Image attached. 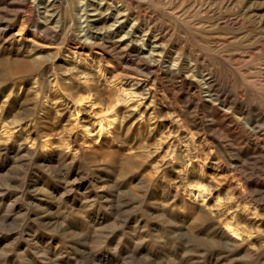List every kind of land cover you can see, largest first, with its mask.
I'll return each mask as SVG.
<instances>
[{"label":"rangeland","instance_id":"obj_1","mask_svg":"<svg viewBox=\"0 0 264 264\" xmlns=\"http://www.w3.org/2000/svg\"><path fill=\"white\" fill-rule=\"evenodd\" d=\"M51 1L0 0V264H264V151L255 145L264 142V124L256 141L242 127L247 117L239 110L235 115L228 112L232 122L211 110L220 107L217 101L196 106L205 96L200 79L207 72L196 61L200 56L219 67V82L228 83L222 94L228 92L252 113L264 112V0H201L209 3V12L194 10V0L174 6L167 0L133 4L131 10L163 24L169 59L164 65L184 68L188 81L200 86L195 95L160 71L142 90L125 83L126 78H147L144 60L122 47L130 39L123 33L136 25L127 11L130 0H109L118 21L109 20L104 31L95 21L108 0H67L76 15L65 33L59 32L61 17ZM86 3L91 5L84 9ZM230 17L231 24L225 21ZM37 19H47L50 30L37 33ZM120 22V35L112 36ZM94 24L95 30L88 33ZM142 34L134 33L138 45L150 36L143 40ZM106 39L105 45H90ZM219 39L229 41L219 48ZM17 40L23 41V49ZM30 42L41 52L35 53ZM143 47L149 57V46ZM33 55L44 56L49 69L34 64ZM44 71L52 77L42 95L34 86ZM87 85L106 99L91 95L78 100ZM117 97L126 100L118 104L125 119L119 113L116 122L107 125L111 116L105 102ZM213 118L214 127L207 126ZM65 144L76 149L77 159L48 157L51 151H67ZM190 184L210 190L204 201L196 200L198 191L189 190ZM224 219L238 224L239 236L231 235L244 242L242 247L220 243L213 236L212 225L226 230Z\"/></svg>","mask_w":264,"mask_h":264},{"label":"bare ground","instance_id":"obj_2","mask_svg":"<svg viewBox=\"0 0 264 264\" xmlns=\"http://www.w3.org/2000/svg\"><path fill=\"white\" fill-rule=\"evenodd\" d=\"M4 1V0H3ZM9 1V0H8ZM36 1V0H35ZM50 1V0H49ZM72 1V0H71ZM74 1V0H73ZM112 1V0H111ZM115 1V0H114ZM154 0H140V2H138V1H135V0H130V4L127 6V11H129V14L128 15H134V17H135V20H136V25L135 26H133V28L131 29V30H128V31H126V33H123V34H127V36H128V38H130V39H127V41H123L122 42V44H123V46L122 47H124V48H126V49H128V50H130V51H132V52H135V54H137L138 56H140V58L142 59V60H144V64H145V66H146V70H144L143 72H144V74L147 76V78H144V80H143V77H142V79H137V78H131L130 80L129 79H125V83H127V84H129L131 87H137L138 89L139 88H141V90L142 89H144V88H146V81H148L149 80V78L152 76V74H156V72H162L163 74H165V75H167V77H169V79L173 82V83H178V82H180L183 86H186V88H187V92L189 93V94H196L197 92H198V87H200V86H198V85H195L194 83V81H188V75H186L184 72H183V69H181V68H179L177 65L179 64L178 62V64H174V65H176L177 67L176 68H173L172 66H170V65H164L166 62H168L169 61V59H167L168 58V55H167V51H166V48L167 47H165V45L163 44V37H162V33H163V30H164V28L165 27H163L161 24H158V23H156L155 22V20H154V18H153V16H148L147 18H146V15L144 14H141V13H138L136 10H134V8H133V10H131V8L133 7V4L135 3L136 5H141V3H150V2H153ZM167 1H169V4L170 5H172V6H174L177 2H181L182 4L184 3V0H167ZM191 1V0H190ZM189 1V2H190ZM7 2V1H6ZM5 2V3H6ZM76 2H78V0H76ZM106 3V5L107 6H105L104 8L101 6V9H100V14H101V17L99 18V19H97L96 21H95V23L96 24H98L99 22H101L102 24H103V27L101 26V29L104 31V29L106 28V26H105V24L109 21V20H111V19H113V21L114 22H117L118 21V18H117V15H115V14H113V10H112V6H111V4H112V2H110L109 0L108 1H105ZM208 2H209V0H208ZM3 3V2H2ZM114 3V2H113ZM116 3V2H115ZM114 3V4H115ZM154 3V2H153ZM165 3V2H164ZM163 3V4H164ZM186 3V2H185ZM191 3H193L192 1H191ZM190 3V4H191ZM13 4H15V3H13ZM26 4H28V3H26ZM74 4V3H73ZM79 4V3H78ZM78 4H76V5H78ZM178 4V3H177ZM181 4V5H182ZM189 4V3H188ZM9 5V4H8ZM29 5V4H28ZM32 5V4H31ZM49 5L51 6V8H52V10L53 11H55V10H57L58 11V14H59V16L61 17V23H60V27H59V32L61 31V32H66L67 30H69L70 29V27H71V20H72V17H73V15H76V14H71V9H70V4H69V2L67 1V0H52L50 3H49ZM48 5V6H49ZM89 5H91V4H89V3H86V6L85 7H83L84 9H86ZM146 5H148V4H146ZM211 5V4H210ZM17 6V5H16ZM23 6V5H22ZM33 6V5H32ZM82 6V5H81ZM120 6H121V3H120ZM120 6H119V8H120ZM126 6V5H125ZM169 6V5H168ZM18 7V6H17ZM26 7H28V6H26ZM155 7V6H154ZM157 7H159V6H157ZM193 7H194V10H198V11H200V12H209V8H211V6L209 7V3H203V1H201V0H194V3H193ZM213 7V6H212ZM35 8V7H34ZM46 8H48V7H46ZM98 8V7H97ZM96 7H95V9H97ZM115 9H118V6H115L114 7ZM170 8V7H169ZM183 8V7H182ZM215 8V7H214ZM28 10V13H30L31 11L33 12V10H32V8L31 7H28L27 8ZM125 9V8H124ZM162 9V8H161ZM163 9H164V7H163ZM213 9V8H212ZM73 10V9H72ZM76 10V9H75ZM111 10V11H110ZM171 10H172V8H171ZM193 10V11H194ZM214 10V9H213ZM36 11V10H35ZM48 11V10H47ZM150 11V10H149ZM167 11V10H166ZM216 11V10H215ZM31 12V13H32ZM49 12V11H48ZM47 12V13H48ZM110 12V13H109ZM117 12V11H116ZM115 12V13H116ZM172 12V11H171ZM173 12H174V10H173ZM2 13V12H1ZM28 13H25V14H27L28 15ZM46 13V14H47ZM56 13V12H55ZM168 13V12H167ZM176 13V12H175ZM178 13V12H177ZM177 13H176V15H177ZM199 13V12H198ZM197 13V14H198ZM51 14V13H50ZM108 14H110V15H108ZM121 14H123V15H126V13H125V11L123 12V13H121ZM120 13H119V15H121ZM157 14V13H156ZM165 14V13H164ZM216 14H217V12H216ZM220 14V13H219ZM225 14V13H224ZM1 15V14H0ZM26 15V16H27ZM52 15H55L53 12H52V14H51V16ZM57 15V14H56ZM151 15V14H150ZM188 15H189V13H188ZM222 15V14H221ZM10 16V15H9ZM32 16V15H31ZM169 16V15H168ZM180 16V15H179ZM218 16V15H217ZM228 16H229V14H228ZM11 17V16H10ZM28 17H29V15H28ZM46 17V16H45ZM126 17V16H125ZM128 17V16H127ZM126 17V19H128ZM173 17H175V20H176V16H173ZM172 17V18H173ZM194 17H196V16H194ZM194 17H193V19H194ZM221 17V16H220ZM8 18V17H7ZM30 18V17H29ZM33 18H34V14H33ZM49 18V17H48ZM54 18V17H53ZM75 18H76V16H75ZM156 18V17H155ZM172 18H171V20H172ZM183 18V17H182ZM182 18H180V19H182ZM186 18V17H185ZM189 18V17H188ZM198 18V17H197ZM213 18V17H212ZM233 18V17H232ZM36 19V18H35ZM35 19H34V21H35ZM125 19V18H124ZM160 19H161V17H160ZM166 19V18H165ZM187 19V18H186ZM200 19H204V18H200ZM234 19V18H233ZM2 20V19H1ZM45 20V19H44ZM159 20V19H158ZM162 20V19H161ZM174 20V19H173ZM197 20H199V19H197ZM197 20H194L193 22H195V21H197ZM216 20V19H215ZM76 21V20H75ZM112 21V22H113ZM125 21V20H124ZM166 21V20H165ZM177 21V20H176ZM227 23H232L234 20H232L231 19V17L230 18H228V19H226L225 20ZM30 22V21H29ZM50 22V21H49ZM192 22V21H191ZM190 22V23H191ZM199 22V21H198ZM200 22H202V21H200ZM219 21H217V23H218ZM222 22V21H221ZM236 22H238V20H236ZM24 23V22H23ZM34 23V22H33ZM56 23H58V22H56ZM76 23V22H75ZM75 23H73V24H75ZM185 23V22H184ZM203 23V22H202ZM201 23V24H202ZM28 24V23H27ZM96 24H94V25H92V27L90 26V27H88L86 30L88 31V33H91L92 31H93V29L95 30V28H96ZM112 24V23H111ZM179 24H181V22L179 23ZM185 24H187V21H186V23ZM205 24V23H204ZM220 24V23H219ZM224 24V23H223ZM234 24V23H233ZM9 25V24H8ZM25 25V24H24ZM30 25V24H29ZM145 25V28H147V29H145L143 26ZM199 25V24H198ZM5 26V25H4ZM23 26V25H22ZM27 26V25H26ZM57 26V25H56ZM74 26H76V24L74 25ZM100 26V25H99ZM110 26V25H109ZM179 26V25H178ZM184 27H185V25H183ZM196 26V25H195ZM221 26V25H220ZM226 26V25H225ZM237 26V25H236ZM23 27H25V26H23ZM23 27H22V29H23ZM50 25H48L47 24V19H46V21L45 22H43V20L41 21L40 19H37V21H36V23H35V31L37 32V33H39V32H46V31H48V30H50ZM77 27H79V26H77ZM111 27V26H110ZM123 27H124V23L123 22H120V25L118 26V27H116V29H114V31L112 32L113 33V35L112 36H114V34H119V32L123 29ZM9 28V27H8ZM169 28V27H168ZM186 28V27H185ZM197 28V27H196ZM204 28V27H203ZM202 27H201V30L203 29ZM205 28H206V26H205ZM6 29V28H5ZM4 29V30H5ZM57 29V28H56ZM84 29V28H83ZM83 29H81V30H83ZM98 29V28H97ZM200 30V31H201ZM9 31V30H8ZM166 31V30H165ZM164 31V32H165ZM188 31V30H187ZM218 31V30H217ZM6 32V31H5ZM57 32H58V30H57ZM68 32V31H67ZM143 33L142 34V39L144 40V36H146V35H148V34H150V36H148L147 37V39H146V43H144V44H139L138 45V42H139V39H137L135 36H134V33ZM149 32H152V33H149ZM190 32V31H189ZM205 32V31H204ZM7 33V32H6ZM49 33V32H48ZM104 33V32H103ZM102 33V34H103ZM106 33V32H105ZM108 33H110V32H108ZM176 33V32H175ZM197 33V32H196ZM4 34V33H3ZM44 34V33H43ZM47 34V33H46ZM51 34V33H50ZM63 34V33H62ZM61 34V35H62ZM94 34V33H93ZM190 34V33H189ZM198 34V33H197ZM205 34V33H204ZM34 35V34H33ZM65 35V34H64ZM91 35V34H90ZM95 35V34H94ZM120 35V34H119ZM175 35V34H174ZM191 35V34H190ZM196 35V34H195ZM202 35V34H201ZM211 35V34H210ZM7 36H9V35H7ZM59 36V35H58ZM68 36V35H67ZM102 36V35H101ZM118 36V35H117ZM127 36H126V38H127ZM137 36V35H136ZM139 36H140V34H139ZM194 36V35H193ZM200 36V35H199ZM204 36V35H203ZM224 36L226 37V34L224 33ZM228 36V35H227ZM87 37H89V35L87 36ZM97 37V36H96ZM105 37V36H104ZM109 37V36H108ZM123 37V36H122ZM167 37H170V36H167ZM209 37V36H208ZM4 38V37H3ZM7 38V37H6ZM23 38H25V37H23ZM94 38V37H93ZM98 38H99V36H98ZM103 38V37H102ZM124 38V37H123ZM132 38V39H131ZM18 39V38H17ZM20 39V38H19ZM88 39V38H87ZM99 39H101V38H99ZM105 39V38H104ZM116 39V38H115ZM120 39V38H119ZM165 39V38H164ZM173 39V38H172ZM194 39V38H193ZM197 39V38H196ZM227 39H228V37H227ZM24 40V39H23ZM37 40V39H36ZM66 40V39H65ZM103 40V39H102ZM107 40H109V39H106V40H104V42L103 43H101L100 44V42L99 41H94L93 43H91L90 42V45H92V44H99V45H105V43L106 42H108ZM111 40H114V39H111ZM110 40V41H111ZM162 40V41H161ZM202 40V39H201ZM210 40V39H209ZM120 41V40H119ZM194 41H196V40H194ZM211 41V40H210ZM209 41V42H210ZM214 41H217V40H214ZM229 41V40H228ZM228 41H225V40H221L220 41V39H219V41H217V42H219L218 44H219V48H222V47H224L225 45H226V42H228ZM235 41V40H234ZM245 41V40H244ZM17 42L19 43V46H20V48L21 49H23L24 48V45H22V43H23V41L22 42H20L19 40H17ZM67 42V41H66ZM65 42V43H66ZM75 42V41H74ZM116 42V41H115ZM170 42V41H169ZM198 42H199V40H198ZM197 42V43H198ZM1 43V42H0ZM32 45H31V48H32V50L33 51H35V53H37L38 54V48L40 47V46H38V44H36L35 42H30ZM141 43V42H140ZM177 43V42H176ZM179 43V42H178ZM196 43V42H195ZM215 43V42H214ZM12 44V43H11ZM64 44V43H63ZM117 44V43H116ZM115 44V45H116ZM172 44V43H171ZM170 44V45H171ZM210 44V43H209ZM252 44V43H251ZM256 44V43H255ZM264 44V43H263ZM69 45H70V43H69ZM77 45V44H76ZM79 45V44H78ZM114 45V44H113ZM142 45V46H141ZM143 45L145 46V45H148L149 47V51H148V55H149V57H146V56H144V47H143ZM179 45V44H178ZM180 45H182L181 43H180ZM185 45V44H184ZM189 45V44H188ZM210 45H212V44H210ZM213 45H215V44H213ZM231 45V44H230ZM63 46V45H62ZM168 46V45H167ZM173 46V45H172ZM229 46V45H228ZM30 47V46H29ZM67 47V46H66ZM74 47V46H73ZM80 47V46H79ZM89 47V46H88ZM94 47V46H93ZM92 47V48H93ZM183 47V46H182ZM214 47V46H213ZM233 47V46H232ZM246 47V46H245ZM255 47V46H254ZM28 48V47H27ZM82 48V47H81ZM104 48V47H103ZM110 48V47H109ZM173 48V47H172ZM184 48V47H183ZM189 48V47H188ZM215 48V47H214ZM217 48V47H216ZM231 48V47H230ZM234 48V47H233ZM237 48V47H236ZM239 48H241V47H239ZM259 48V47H258ZM70 49V48H69ZM179 47H178V51H179ZM201 49H202V47H201ZM242 49V48H241ZM246 49V48H245ZM26 50V49H25ZM53 50V49H52ZM71 50V49H70ZM118 50V49H117ZM184 50V49H183ZM211 51H212V49H210ZM217 50H219V49H217ZM217 50H215V52L217 51ZM226 50V49H225ZM231 50V49H230ZM235 50V49H234ZM233 50V51H234ZM251 50V49H250ZM257 50H259V49H257ZM262 50V49H261ZM168 51H170V50H168ZM188 51V50H187ZM228 51V50H227ZM235 51H238V49L237 50H235ZM246 51H247V49H246ZM21 52V51H20ZM39 52H41V51H39ZM52 52V51H51ZM55 52V51H54ZM79 52V51H78ZM116 52V51H115ZM125 52H126V50H125ZM124 52V53H125ZM171 52V51H170ZM173 52V51H172ZM189 52V51H188ZM187 52V53H188ZM199 52V51H198ZM203 52H205V51H203ZM259 52H260V50H259ZM45 53V52H44ZM117 53V52H116ZM143 53V54H142ZM176 53V52H175ZM174 53V54H175ZM213 53V52H212ZM211 53V54H212ZM217 53V52H216ZM223 53V52H222ZM227 53V52H226ZM32 54V53H31ZM75 54H76V52H75ZM118 54V53H117ZM121 54V53H120ZM171 54H173V53H171ZM178 54H180V53H178ZM185 54V53H184ZM184 54H183V56H184ZM196 54V53H195ZM206 54V53H205ZM209 54H210V52H209ZM214 54V53H213ZM224 54V53H223ZM229 54H230V52H229ZM229 54H227V56H230ZM239 54V53H238ZM249 54V53H248ZM60 55V54H59ZM68 55V54H67ZM137 55H135V56H137ZM176 55H177V53H176ZM186 55L187 54H185V57H186ZM208 55V54H207ZM240 55H243V53L242 54H240ZM245 55V54H244ZM252 55V54H251ZM30 56V55H29ZM169 56H170V54H169ZM179 56V55H178ZM182 56V55H181ZM202 56H203V53H202ZM216 56V55H215ZM226 56V55H225ZM226 56V57H227ZM239 55H237V57H238ZM250 56V55H249ZM73 57V56H72ZM187 57H188V55H187ZM194 57V56H193ZM192 57V58H193ZM243 57V56H242ZM251 57H253V56H251ZM21 58V57H20ZM24 58H26V57H24ZM43 58H45L44 56H41V59L40 58H38V56H36V55H33V57L31 58L32 59V61L34 62V64H37V63H39V65L40 66H42L43 67V69L44 68H48V65H47V61H45V59L44 60H42ZM66 58V57H65ZM176 58H177V56H176ZM175 58V59H176ZM188 58H191V57H188ZM216 58V57H215ZM218 58V57H217ZM230 58V57H229ZM228 58V59H229ZM235 58V57H234ZM30 59V60H31ZM80 59V58H79ZM138 59V58H137ZM174 59V60H175ZM178 59H180V58H178ZM195 59V58H194ZM224 59V58H223ZM56 60V59H55ZM177 60V59H176ZM186 60V59H185ZM232 60V59H231ZM66 61V60H65ZM196 61H200V63L202 64L201 65V67L203 66L204 67V71L206 72L205 74H203V73H201V76H202V78L200 79L201 81H202V84L204 85V88H205V96L204 97H199L198 98V100L200 101V102H198V103H196V106L198 105V106H200V105H203V103H205V102H208V101H214V102H216L217 101V103L220 105V107H218L217 105L215 106H212V109L211 110H213L214 112H222V117L224 116L225 118H227V119H230L232 122H235V120L233 119V118H231L230 117V114L228 113V112H232L233 114L235 113V112H237V110H239V113H241L242 115L244 114V115H246V117H247V120L245 121L246 123H244V125L242 126L243 128H245V131L246 132H248V134L250 133L251 135H255L256 136V141H259L258 139V135H260V133L262 132H260V126H262L261 124H264V112L263 111H261V110H257V109H254L253 111H254V113H252L251 111H249V109H248V107L246 108V106H242L241 104H236V102L237 101H235V100H232V96H228V94L227 93H225V94H222V91H223V88H222V86H227L228 85V83H224V84H222V83H220L219 82V70H218V68L217 67H215L214 66V63H212V61L210 60V59H208V58H206V57H203V58H200V56H199V58H197L196 59ZM195 61V62H196ZM215 61H217V60H215ZM51 62H53V61H51ZM78 62V61H77ZM101 62V61H100ZM173 62H175V61H173ZM180 62V61H179ZM192 62H194V61H192ZM227 62V61H226ZM230 62V61H229ZM54 63V62H53ZM176 63V62H175ZM181 63V62H180ZM197 63V62H196ZM71 64V63H70ZM172 64V63H171ZM195 64V63H194ZM230 64V63H229ZM52 65V64H51ZM137 65V64H136ZM165 66L164 68L162 67V66ZM181 65V64H180ZM183 65V64H182ZM181 65V66H182ZM199 65V64H198ZM72 65H70V67H71ZM78 66H79V64H78ZM77 66V67H78ZM140 66V65H139ZM197 66V65H196ZM54 67V66H53ZM67 67V66H66ZM186 67V66H185ZM74 68V67H73ZM101 68V67H100ZM139 68V67H138ZM187 68L188 67H186V70H187ZM193 68H195V67H193ZM49 69V68H48ZM51 69V68H50ZM72 69V68H71ZM144 69V68H143ZM190 69H192V68H190ZM189 69V71H191ZM69 70H70V68H69ZM102 70V69H101ZM197 70V69H196ZM199 70V69H198ZM201 70H203L202 68H201ZM68 71V70H67ZM140 71V70H139ZM189 71H188V73H189ZM66 72V71H65ZM195 72V71H194ZM87 73V72H86ZM89 73V72H88ZM187 73V74H188ZM68 74V73H67ZM127 74V73H126ZM194 74V73H193ZM192 74V75H193ZM41 75V76H40ZM91 75V74H90ZM89 75V76H90ZM105 75V74H104ZM160 75V74H159ZM223 75V74H222ZM68 76H70V75H68ZM103 76V75H102ZM134 76H136L135 74H134ZM156 76V75H155ZM200 76V77H201ZM51 77H52V75H50V74H48L47 72H42V73H40L39 74V76H37L36 78H35V84H37L36 86H34L35 88V91H37V94L38 93H40V94H44V84H45V82L46 81H48V82H50L51 81ZM88 77V76H87ZM138 77V76H137ZM165 77V76H164ZM190 77V76H189ZM192 77H194V76H192ZM192 77H190V78H192ZM222 78V77H221ZM65 79V78H64ZM70 79V78H69ZM88 79V78H87ZM86 79V80H87ZM90 79V78H89ZM88 79V80H89ZM97 79V78H96ZM118 79V78H117ZM158 79V78H157ZM160 79H161V77H160ZM193 79V78H192ZM239 79V78H238ZM32 80H33V77H32ZM66 80V79H65ZM68 80V79H67ZM163 80H165V79H163ZM199 80V79H198ZM27 81V80H26ZM91 81V80H90ZM106 81V80H105ZM108 81V80H107ZM110 81V80H109ZM116 81V80H115ZM114 81V82H115ZM120 81V80H119ZM152 81V80H151ZM153 81H155V80H153ZM23 82V81H22ZM31 82V81H30ZM85 82H87V81H85ZM161 82V81H160ZM194 82V83H193ZM232 82V81H231ZM235 82V81H234ZM237 82H239L238 80H237ZM240 82H241V80H240ZM239 82V83H240ZM109 83V82H108ZM156 83V82H155ZM197 83H199V82H197ZM201 83V82H200ZM111 84V83H110ZM123 84L124 83H122V86H123ZM237 84V83H236ZM53 85V84H52ZM94 85V84H93ZM113 85V84H112ZM126 85V84H125ZM170 85V84H169ZM201 85V84H200ZM248 85L249 86H251L250 84H247V87H248ZM264 85V84H263ZM91 86L92 85H87V87L85 86V88L83 89V92L82 93H80V94H78L79 95V97H78V100L79 99H91V98H89L91 95H95V93L97 92L96 91V89L94 90V92H93V89L91 88ZM117 86V85H116ZM172 86V85H171ZM180 86V85H179ZM93 87H95V86H93ZM124 87V86H123ZM127 87V86H126ZM129 87V86H128ZM148 87V86H147ZM257 87V86H256ZM261 87V86H260ZM231 88V87H230ZM252 88V87H251ZM262 88V87H261ZM264 88V87H263ZM263 88H262V90H263ZM26 89V88H25ZM173 89V88H172ZM81 90V89H80ZM128 89H126V91H127ZM181 90V89H180ZM200 90V89H199ZM227 90H229V89H227ZM255 90V89H254ZM123 91L125 92V89H123ZM183 91V90H182ZM100 92V91H99ZM133 92V91H132ZM138 92V91H137ZM229 92H230V90H229ZM240 92H241V90H240ZM248 92V91H247ZM104 93V92H103ZM126 94L124 95V96H128L129 95V93H128V91L127 92H125ZM131 93V92H130ZM135 93V92H134ZM133 93V94H134ZM148 93H149V91H148ZM200 93V92H199ZM85 94H86V96H85ZM124 94V93H123ZM201 94V93H200ZM103 95V94H102ZM101 95V96H102ZM105 95V94H104ZM131 95V94H130ZM203 95H204V93H203ZM240 95V94H239ZM245 95V94H244ZM252 95V94H251ZM38 96V95H37ZM133 96V95H132ZM248 96V95H247ZM253 96V95H252ZM262 96V95H261ZM41 97V96H40ZM95 97H100V95L99 94H96L95 95ZM104 97V96H103ZM108 97V96H107ZM250 97V96H249ZM101 98V97H100ZM40 99V98H39ZM104 100V99H106V97L105 98H101V100ZM128 99V98H127ZM77 100V99H76ZM76 100H75V102H76ZM100 100V99H99ZM98 100V101H99ZM93 101H95V100H93ZM247 101V100H246ZM245 101V102H246ZM251 101V100H250ZM257 101V100H256ZM46 102V101H45ZM92 102V101H91ZM90 102V103H91ZM104 102V101H103ZM121 102H126V100H124L123 98H120V97H117V98H110V99H107V101L105 102V105H106V107L108 108V113L110 114L109 116H111L110 117V120L107 122L108 124L107 125H111L112 123H114V122H116L115 120H117V116H118V114L120 113V115H121V119L122 120H124L125 119V115H122L121 114V109H119L118 108V104L119 103H121ZM247 103V102H246ZM45 104V103H44ZM93 104H95V103H93ZM124 104H126V103H124ZM189 104V103H188ZM188 104H187V106H188ZM192 104V103H191ZM211 104V103H210ZM39 105V104H38ZM194 106V105H193ZM186 107V106H185ZM195 107V106H194ZM187 108V107H186ZM197 108H199V107H197ZM208 108V107H207ZM226 108V109H225ZM256 108V107H255ZM235 109H237V110H235ZM190 110V109H189ZM195 110V109H194ZM202 110H203V108H202ZM202 110H201V112H202ZM223 110V111H222ZM196 111V110H195ZM124 112V111H123ZM204 112V111H203ZM212 112V111H211ZM196 113V112H195ZM198 113V112H197ZM216 114V113H215ZM236 114V113H235ZM234 114V115H235ZM104 115H106V114H104ZM119 115V116H120ZM205 115H207V114H205ZM243 115V116H244ZM199 116H201V115H199ZM212 116V115H211ZM218 116V115H217ZM208 117V116H207ZM218 117H220V116H218ZM221 118V117H220ZM224 118V119H225ZM105 119H106V117H105ZM196 119V118H195ZM215 118H213V119H211L208 123V125L207 126H213L214 127V122H215V120H214ZM108 120V119H107ZM106 120V121H107ZM218 120V119H217ZM222 120V119H221ZM220 120V121H221ZM126 121V120H125ZM197 121V120H196ZM203 121V120H202ZM206 121V120H205ZM230 121V122H231ZM207 122V121H206ZM218 122V121H217ZM222 123H223V121H221ZM229 122V121H228ZM243 122V121H242ZM196 123V122H195ZM198 123V122H197ZM224 124V123H223ZM222 124V125H223ZM234 124V123H233ZM236 125H237V123H235ZM243 124V123H242ZM199 125H200V123H199ZM241 125V124H240ZM240 125H239V127H240ZM220 125H218V128L220 129V127H219ZM232 126V125H231ZM238 126V125H237ZM201 127V126H200ZM235 127V126H234ZM238 127V128H239ZM105 128V127H104ZM205 128V127H204ZM217 128V127H216ZM262 128V127H261ZM103 129V127L101 126L100 127V130H102ZM215 128H213V130H214ZM236 129V128H235ZM241 129V128H240ZM212 130V131H213ZM237 130V129H236ZM210 131V130H209ZM218 131V130H217ZM206 132H207V130H206ZM216 132V131H215ZM262 135H264V134H262ZM261 136V135H260ZM252 138V137H251ZM254 139V138H253ZM69 140V139H68ZM249 140V139H248ZM17 141V140H16ZM19 141V140H18ZM71 141V140H70ZM252 141V140H251ZM251 141H249V142H251ZM43 142V141H42ZM65 142V141H64ZM253 142H254V140H253ZM36 143V142H35ZM49 143V142H48ZM262 143H264V142H262ZM262 143H260V142H255V145H257V147H259L260 149H262L263 151H264V144H262ZM33 144V143H32ZM262 144V145H261ZM28 145V144H27ZM38 145V144H37ZM42 145V144H41ZM66 145V144H65ZM71 145V144H70ZM70 145L69 144H67L66 146V150L67 151H51V152H46V153H48V157L49 158H56V159H58L59 161H64L65 162V160H67V158L68 157H71L72 158V160H75V159H77L76 158V149H74V152H73V150L71 151V150H69V147H70ZM25 146V145H24ZM31 146H33V145H31ZM48 146V144H47V141L43 144V147L42 148H45V147H47ZM56 146V145H55ZM217 146V145H216ZM36 148V147H35ZM39 148V147H38ZM59 148V147H58ZM61 148V147H60ZM46 149V148H45ZM23 150V149H22ZM254 150V149H253ZM252 150V151H253ZM255 151V150H254ZM7 152V151H6ZM73 152V153H72ZM83 152V151H82ZM235 152V151H234ZM259 152V151H258ZM70 153H72V154H70ZM263 153V152H262ZM40 155V154H39ZM240 155V154H239ZM238 155V156H239ZM245 155V154H244ZM243 155V156H244ZM264 155V154H263ZM78 157V156H77ZM242 157V156H241ZM261 158V157H260ZM70 160V159H69ZM53 161V160H52ZM56 163V162H55ZM46 164V163H45ZM57 164V163H56ZM78 164V163H77ZM63 166V165H62ZM56 167V166H55ZM60 167V166H59ZM64 167V166H63ZM69 167V166H68ZM68 167H66V168H68ZM233 167V166H232ZM70 168V167H69ZM238 168V167H237ZM58 170V169H57ZM69 171V170H68ZM233 171V170H232ZM67 172V171H66ZM57 173V172H56ZM64 173V172H63ZM60 174V173H59ZM66 174H68V173H66ZM239 174V173H238ZM65 176H67V175H65ZM236 177V176H235ZM246 182V181H245ZM243 183V182H242ZM244 185V184H243ZM196 188V191H198V194H197V196H196V200L198 199V200H200L201 198H203V200L202 201H204V199L206 198V196L208 195V193L210 192V190L208 189V188H206L205 186H204V184H198V185H192V184H190V186L188 187V189L190 190H192L193 191V188ZM238 187V186H237ZM33 189V188H32ZM238 189V188H237ZM233 190H234V188H233ZM235 191V190H234ZM233 191V192H234ZM242 190H240L239 192H241ZM258 191V190H257ZM66 192V191H65ZM236 192V191H235ZM255 193V192H254ZM255 194H258L257 192L255 193ZM260 194V193H259ZM234 195H237V194H234ZM256 196V195H255ZM261 196V195H260ZM252 197V196H251ZM258 197V196H257ZM250 201V200H249ZM250 203H252V202H250ZM255 203V202H254ZM259 204V203H258ZM253 205V204H252ZM255 205V204H254ZM201 206V205H200ZM256 206V205H255ZM258 206V205H257ZM256 208V207H255ZM258 208V207H257ZM256 208V209H257ZM201 210V209H200ZM207 210H209V209H207ZM202 211L206 214V211L204 210V208H203V206H202ZM210 211V210H209ZM252 211V210H251ZM202 213V212H201ZM254 213H257L256 211H254ZM211 214V213H210ZM209 215V214H208ZM211 216V215H210ZM207 217V216H206ZM212 217L213 216H211V219H212ZM215 217V216H214ZM229 219V218H228ZM228 219H224L223 220V223H224V227L226 228V230H223V228L221 227V224H216V225H212V233H214V235L213 236H215L216 237V239L220 242V243H223V244H226V245H235V246H237V247H242L243 246V244H244V242L243 241H239L238 240V238H233V236L231 235V234H234V235H237V236H239V226H238V224L237 223H235L233 220H228ZM208 220V219H207ZM210 221V220H209ZM214 221H216V218H214ZM212 222H213V220H212ZM221 222V221H220ZM218 223V222H217ZM213 224V223H212ZM256 224V223H255ZM260 224V223H259ZM210 225V224H209ZM209 227V226H208ZM259 229H260V227H259ZM215 239V240H216ZM228 246V247H229ZM230 248V247H229ZM257 248V247H256ZM249 249V248H248ZM247 249V250H248ZM240 250H241V248H240ZM245 251H246V249H245ZM240 252V251H239ZM250 252H252L251 250H250ZM259 252V251H258ZM260 252H262V251H260ZM264 252V251H263ZM263 254V253H262ZM258 256V255H257ZM263 257V256H262ZM261 258V257H260ZM262 259V258H261ZM264 260V259H263Z\"/></svg>","mask_w":264,"mask_h":264}]
</instances>
